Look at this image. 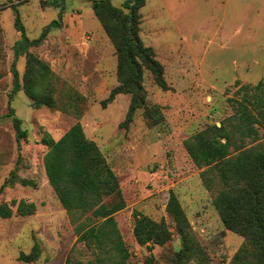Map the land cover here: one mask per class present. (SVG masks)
<instances>
[{
  "label": "rangeland",
  "instance_id": "rangeland-1",
  "mask_svg": "<svg viewBox=\"0 0 264 264\" xmlns=\"http://www.w3.org/2000/svg\"><path fill=\"white\" fill-rule=\"evenodd\" d=\"M111 1L115 6L123 2ZM91 2L0 0V203L24 199L36 205L30 215L17 214L15 204L9 218L0 217V264H97L77 241L43 164V138L58 139L76 121L118 178L125 207L114 217L130 253L124 264H145L151 254L153 264L236 263L246 238L225 228L212 203L214 192L203 186L202 168L191 160L183 140L208 125L219 126L233 113L228 98L238 96L236 80L239 85L264 84V0H146L139 35L154 49L170 88L162 90L145 70V106H157L162 118L150 124L141 107L124 128L119 123L130 95L118 94L102 104L118 85L117 59ZM47 27L43 42L28 50L52 71L59 106L35 108L23 90L14 93L10 105L27 131L26 138L17 140L6 115L14 85V45L24 37H40ZM25 65L26 56H19L20 79ZM259 135L258 143H264L263 128ZM170 190L186 213L197 247L181 263V239L165 209ZM135 212L164 219L172 238L151 251L139 245L133 235ZM35 243L37 257L19 260V253L28 254Z\"/></svg>",
  "mask_w": 264,
  "mask_h": 264
},
{
  "label": "trees",
  "instance_id": "trees-1",
  "mask_svg": "<svg viewBox=\"0 0 264 264\" xmlns=\"http://www.w3.org/2000/svg\"><path fill=\"white\" fill-rule=\"evenodd\" d=\"M13 1V0H9ZM146 0H123L115 6L111 0H92L91 7L116 52L118 85L113 87L106 102L118 94H129L130 101L120 128L127 127L135 111L145 107V116L152 125L158 124L161 113L157 106H145L146 90L143 73L149 71L162 90L170 87L164 77V67L157 60L154 49L144 45L140 32V9ZM49 27L40 37H24L14 45L11 66L14 85L9 93L7 116H11L17 140L26 138L22 120L10 105L14 93L23 90L35 108H58L54 97L53 73L38 57L29 52L30 46L40 45ZM26 56L25 70L20 79L16 68L19 56ZM236 97H229L233 113L220 125L211 124L183 140L184 148L198 168L203 186L214 192L212 203L225 228L246 238L236 254L237 262L264 264V143H258L259 129H264V84L239 85ZM47 151L43 164L48 182L61 206L74 225L77 241L83 242L97 264H124L130 253L115 220V213L125 207L118 178L97 143L88 138L82 125L76 121L58 139L50 135L43 138ZM253 143V144H252ZM10 203H0V217L13 214ZM166 212L172 218L181 239L177 260L181 263L196 254V244L189 220L177 195L170 190ZM36 210L33 202L21 199L16 213L30 215ZM133 235L136 242L151 251L154 245H164L172 238V231L164 219L134 213ZM39 252L35 243L32 250L19 253V260L33 261ZM241 253V254H240ZM245 258V259H244ZM152 254L145 264H153ZM91 264V263H87Z\"/></svg>",
  "mask_w": 264,
  "mask_h": 264
}]
</instances>
